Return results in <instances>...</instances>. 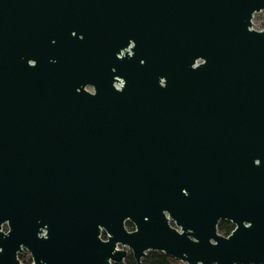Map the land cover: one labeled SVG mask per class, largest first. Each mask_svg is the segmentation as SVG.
<instances>
[{
	"label": "water",
	"instance_id": "water-1",
	"mask_svg": "<svg viewBox=\"0 0 264 264\" xmlns=\"http://www.w3.org/2000/svg\"><path fill=\"white\" fill-rule=\"evenodd\" d=\"M260 10L0 0V264H264Z\"/></svg>",
	"mask_w": 264,
	"mask_h": 264
},
{
	"label": "trees",
	"instance_id": "trees-1",
	"mask_svg": "<svg viewBox=\"0 0 264 264\" xmlns=\"http://www.w3.org/2000/svg\"><path fill=\"white\" fill-rule=\"evenodd\" d=\"M126 227L129 229L133 228V225L126 221ZM219 233L223 235H227L233 228V224L227 220H220L217 225ZM143 262L147 264H181L178 260L172 258L171 256L161 252V251H148L145 257L143 258ZM113 264H136L132 254L130 252L127 253L122 263H113ZM246 264V263H240Z\"/></svg>",
	"mask_w": 264,
	"mask_h": 264
},
{
	"label": "built area",
	"instance_id": "built-area-1",
	"mask_svg": "<svg viewBox=\"0 0 264 264\" xmlns=\"http://www.w3.org/2000/svg\"><path fill=\"white\" fill-rule=\"evenodd\" d=\"M264 12V10H260V11H258V12H255L254 14H253V17H252V19H251V22H252V28H254V29H258V30H260V29H263L264 28V18L261 20V23H255L254 22V20H255V18H256V16L259 14V13H263ZM255 24V25H254ZM115 85L118 87V85L119 84H117V83H115ZM31 258V256L29 255V253L28 254H26L25 256H22L21 257V261L22 262H24V261H29V260H31L30 259Z\"/></svg>",
	"mask_w": 264,
	"mask_h": 264
},
{
	"label": "rangeland",
	"instance_id": "rangeland-1",
	"mask_svg": "<svg viewBox=\"0 0 264 264\" xmlns=\"http://www.w3.org/2000/svg\"><path fill=\"white\" fill-rule=\"evenodd\" d=\"M264 18V12L263 13H259L257 16H256V18H255V20H254V22L255 23H261V20ZM88 89L89 90H91V88L90 87H88ZM129 229V228H128ZM131 230V229H130ZM103 238H105V236H103ZM31 260H29L28 262L27 261H24L23 263H22V261H21V263L22 264H29V262H30ZM180 262V261H179ZM181 264H185V263H183V262H180Z\"/></svg>",
	"mask_w": 264,
	"mask_h": 264
},
{
	"label": "flooded vegetation",
	"instance_id": "flooded-vegetation-1",
	"mask_svg": "<svg viewBox=\"0 0 264 264\" xmlns=\"http://www.w3.org/2000/svg\"><path fill=\"white\" fill-rule=\"evenodd\" d=\"M2 229L5 231L6 229H7V227H6V224H3L2 225ZM101 236L103 237V236H105V233L104 232H102L101 233ZM29 252L28 251H25V249H23L21 252H19L18 253V258H19V260H20V262H21V257L22 256H25L26 254H28ZM29 255H30V253H29ZM31 259V258H30ZM32 261V260H31ZM31 261L29 262V263H31ZM23 263V262H22Z\"/></svg>",
	"mask_w": 264,
	"mask_h": 264
}]
</instances>
